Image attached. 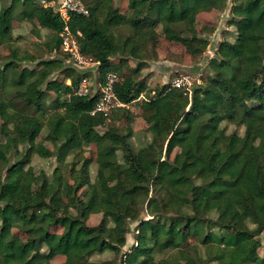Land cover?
<instances>
[{"label":"trees","instance_id":"obj_1","mask_svg":"<svg viewBox=\"0 0 264 264\" xmlns=\"http://www.w3.org/2000/svg\"><path fill=\"white\" fill-rule=\"evenodd\" d=\"M227 1L127 0L131 10L127 16L114 0H86L89 16L71 14L67 23L52 0H10L0 8V48L16 40L13 21L20 9L21 20H36L52 33L48 52L55 56L42 62L40 70H23L12 79V85L21 89L15 99L4 97L6 73L0 84V264H52L59 256L66 258L63 264H198V257L187 263L177 258L154 260L155 252L182 250L191 239L201 241L211 263L250 264L264 232L260 221L264 216V0H233L229 27L235 39L220 43L211 64L216 75L195 86L191 96L172 88L152 96L131 75L116 86L126 106L141 101L152 140L136 152L131 127L126 134L116 127L105 131L95 183L90 176L92 160L82 158L85 147L94 143L96 130L115 112L126 114V121L131 113L124 107L109 116L92 115L100 91L77 95L82 79L90 82L88 73L72 71L69 85L50 80L68 60L60 36L66 24L74 34H81L77 37L81 52L101 64L98 80L103 83L107 74H119L130 58L145 57L148 45L156 53L158 27L169 45L202 57L209 45L202 34L211 30L198 31L195 20L201 12H223ZM122 27L130 31L125 38L114 33ZM7 68L17 71L14 61ZM46 92L62 100L47 124L45 139L54 151L38 142L44 129L39 114ZM16 101L23 104L21 110ZM13 115L18 117L10 122ZM252 120L259 121L262 130L258 145L252 143L256 129ZM223 122L243 126L245 134L228 135ZM175 150L179 152L173 156ZM13 153L17 160L11 164ZM34 155L56 159L54 183L36 174L31 167ZM72 155L78 161L66 176ZM111 178H116L115 184H110ZM29 180L36 186L34 193L24 189ZM83 188L90 191L87 199L80 195ZM144 206L149 220H139ZM228 208L234 212L230 218L225 216ZM137 221L135 242L120 262L91 261L105 252L119 256L127 244L129 224ZM59 229L60 233L55 231ZM195 251L202 260L198 247ZM253 264H264V257Z\"/></svg>","mask_w":264,"mask_h":264},{"label":"rangeland","instance_id":"obj_2","mask_svg":"<svg viewBox=\"0 0 264 264\" xmlns=\"http://www.w3.org/2000/svg\"><path fill=\"white\" fill-rule=\"evenodd\" d=\"M82 1V0H81ZM86 2V0H83ZM82 1V2H83ZM115 4L119 7L120 13L122 15H131V10H129L127 0H114ZM53 5L57 9L60 4V0H52ZM10 0H4L0 2V8L4 5H8ZM233 6V0H228L226 9L223 12H219L217 10H211L210 13H203L199 15L195 20V27L198 31H201L204 28H207L211 31L205 32L202 35L206 37L209 42L206 52L202 57L196 58L193 57L188 50L183 49V47L179 45H169L166 41H164V34L162 31V27H158L159 33V41L158 47L156 48V53L154 52V47L148 45L145 49L144 56L140 60H136L134 58H130L126 64L121 66L120 68V77L122 79L127 76H133L136 81L140 83V88L149 92L152 96L156 93L164 91L166 88H172L174 80L181 74L183 75H191L194 77L201 76V84H206L210 78H213L216 73L211 68V64L216 59V53L218 51V46L222 42V40L234 38V31H227L226 28L229 27V21L231 17V8ZM20 9L18 10V12ZM16 13L15 19L13 21V29L16 40L3 45L0 48V84L4 80V74L8 75V79L4 83V97L6 100L15 99L17 97L18 92L21 90L20 87L12 85V79H17L20 73L23 70H40L42 68V62L51 60L55 57L53 54L48 52V42L52 36V33L48 30L41 29L37 23V21H25L21 20L19 17V13ZM39 32V33H38ZM38 33V34H37ZM115 34L119 35L122 38H125L130 34V31L126 27H122L121 29H117L114 31ZM62 58V55L59 56ZM14 61L17 65V71L7 70V64L9 62ZM77 68L70 62L65 60V68L61 71L55 72L50 80L57 81H66L69 75H71ZM78 70V69H77ZM137 72V73H136ZM90 75V85L92 94L98 92V80H97V72L96 69H92L88 72ZM66 79V80H65ZM66 84L69 85V82ZM200 84V85H201ZM45 89V87H44ZM46 98L42 105V112L39 114L41 117L43 116V124L44 129L41 133V136L38 138V142L42 143L47 149L54 151L55 146L45 139L48 134V122L51 120L52 116L59 109L62 100L56 96V94L51 92H46ZM146 95H143L140 100ZM141 102V101H140ZM140 102H134L133 104L126 106V108L130 111L131 116L130 120L126 121V114L122 112H115L113 116L109 118L104 126L97 129L93 135L94 143L88 147H85L84 154L82 153V158H88L92 160V164L90 167V176L92 183L97 181V172L99 169L97 163L98 153L102 149L101 137L105 131L112 127H116L119 129L121 133L126 134L127 128L131 127L134 135L131 140L132 145L136 152H139L147 145L150 144L152 140V134L148 130V126L146 120L142 115V111L140 109ZM16 107L18 109L23 108V104L20 101H16ZM120 110V109H119ZM32 112V110H31ZM18 115H13L9 117V121L12 122L16 119ZM251 124L256 128L253 136L252 143L254 145H258L262 138V130L260 128V122L257 120H252ZM2 125V121H0V127ZM222 129L226 131L228 135L233 133H238L240 136L245 134V128L236 123L223 122L221 125ZM2 136H0L1 140ZM3 139V138H2ZM22 150V147L20 148ZM179 150H175L173 156L177 154ZM120 159H122V153H119ZM17 160V156L15 153L12 154L10 163L13 164ZM74 161H78L75 156H70L67 160V169L65 175H68V171H70L72 163ZM82 161H79L77 164V168L81 167ZM10 164V165H11ZM58 163L56 159L50 158L45 159L41 158L38 155H34L32 157L31 167L34 169L36 174L42 178L44 175L48 178L50 182L49 184L54 183L53 181V173L56 167H58ZM192 168V167H191ZM179 176H177V179ZM71 183L73 181H70ZM116 178L110 179V184H115ZM53 186V185H51ZM24 189L28 192H35L36 186L32 181H27ZM80 195L87 199L90 195V191L88 188H83L80 191ZM99 211V207H97L96 212ZM62 214V213H60ZM234 215L232 209L228 208L225 211V216L230 218ZM211 218H215V215H210ZM93 219H97L96 222L99 221V216L92 217ZM151 217L148 216V212L146 210V206L140 209V219L139 220H149ZM261 223L264 224V216L260 219ZM1 224V222H0ZM139 224V221L132 222L129 224L130 233L127 235V244L122 249L119 256H116L112 252H105L101 255H95L92 257L91 261L95 263L100 262H115L117 260H122L123 254L131 248V246L135 242V230ZM250 228L253 230L255 227L250 225ZM56 232H61L59 229ZM208 230H205V233H208ZM216 232V231H215ZM14 233L20 236L23 239L27 237L22 235L18 229H14ZM200 240L189 241V247L184 248L179 251L175 250H166L161 252L154 253L155 262H159L167 259H179L181 263H187L193 257H198V264H214L209 262L204 256L205 248L200 245ZM201 251V256L203 259L201 260L199 255H196L195 249ZM2 251V244L0 243V253ZM258 257H264V232L258 237V246L254 255L250 259V264H253L254 261ZM66 261L65 257H60L55 259L52 264H63ZM197 262V261H196Z\"/></svg>","mask_w":264,"mask_h":264},{"label":"built area","instance_id":"obj_3","mask_svg":"<svg viewBox=\"0 0 264 264\" xmlns=\"http://www.w3.org/2000/svg\"><path fill=\"white\" fill-rule=\"evenodd\" d=\"M57 12L65 23L69 21L71 14H77L84 17H88L90 14L88 8L81 0H60ZM60 36L62 38V52L64 55L68 56V61L84 73H88L90 70L96 69L98 80L101 64L94 59L85 56L81 52L77 39V37L81 36V34H74L71 28L66 24ZM200 77V75L194 77L191 75L181 74L174 80L172 89L182 90L185 94L191 96L193 88L201 84ZM123 80L124 79H122L119 74L113 72L106 75L103 83L98 80L97 86L101 96L94 111L92 112V115L104 114L105 116H109L112 112L126 107V105L119 100L116 93V86ZM68 82L70 84V81ZM91 93L92 90L89 79L84 77L80 83L77 95L86 97Z\"/></svg>","mask_w":264,"mask_h":264},{"label":"crops","instance_id":"obj_4","mask_svg":"<svg viewBox=\"0 0 264 264\" xmlns=\"http://www.w3.org/2000/svg\"><path fill=\"white\" fill-rule=\"evenodd\" d=\"M203 13H210V12H201L200 14H198L197 18L199 17V15H201V14H203ZM226 30H227V31H230L231 28H230V27H227ZM230 39H231V37H230ZM223 41H225V39L222 40V42H223ZM60 257H63V256H59V257H57V258H60ZM57 258H56V259H57ZM261 258H263V257H261Z\"/></svg>","mask_w":264,"mask_h":264}]
</instances>
